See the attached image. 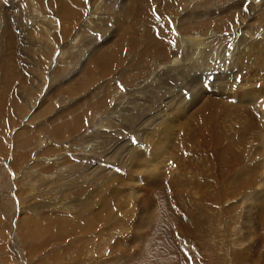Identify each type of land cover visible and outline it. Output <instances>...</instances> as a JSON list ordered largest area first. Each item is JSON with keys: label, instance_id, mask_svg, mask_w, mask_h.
<instances>
[{"label": "rangeland", "instance_id": "obj_1", "mask_svg": "<svg viewBox=\"0 0 264 264\" xmlns=\"http://www.w3.org/2000/svg\"><path fill=\"white\" fill-rule=\"evenodd\" d=\"M138 1L0 0V264H264V0Z\"/></svg>", "mask_w": 264, "mask_h": 264}, {"label": "bare ground", "instance_id": "obj_2", "mask_svg": "<svg viewBox=\"0 0 264 264\" xmlns=\"http://www.w3.org/2000/svg\"><path fill=\"white\" fill-rule=\"evenodd\" d=\"M123 1H124V0H123ZM143 1H144V0H139V1L137 2V4H140V2L143 3ZM130 3H131V1H130ZM133 6H134V5H132V7H129V8H128V6H127V7H120V8H117L116 11H115V12H116L115 15L118 16V14H119L120 12L124 11L125 13L129 14V16H130V15H132L133 13L136 12L135 9H132ZM5 7H7V6L5 5ZM5 7H4L5 10H4L3 8H0V18H3L4 20H6L7 17H6V14H3L2 12H7V11H8V10L6 11V9H8V8H5ZM131 9H132V12H131ZM3 10H4V11H3ZM139 10H140V9H139ZM7 14H8V13H7ZM173 14H174V13H173ZM124 15H125V14H124ZM121 16H123V15L121 14ZM127 16H128V15H127ZM127 16H126V17H127ZM186 16H187V15H186ZM123 19H124V18H123ZM168 19H169V18H168ZM0 20H1V19H0ZM88 22H89V21H88ZM5 32H7V28L5 29ZM127 34H128V33H127ZM127 34H126V35H127ZM7 38H9V34H4L2 40L5 41V40H7ZM125 39H126V42H130V41H128V40H130V38H128V39L125 38ZM187 39H188V38H187ZM190 39H191V40H197V39H199V36H197V37H190ZM191 40H190V41H191ZM126 42H124V43H126ZM124 43H123V44H124ZM174 44H175V42H174ZM170 45H171V44H170ZM13 47H14V46H13ZM145 47H146V46H145ZM163 47H164V46H163ZM163 47H162V49H157V52L159 51V53H161L162 50H164ZM146 48H147V47H146ZM151 48H154V47H153V46L148 47V49H147V50H144V51L149 52ZM173 48H174V47H173ZM143 49H144V47H143ZM11 51H12V50H11ZM11 53H12V52H11ZM145 53H146V52H145ZM161 54H162V53H161ZM162 55H163V54H162ZM1 56H3V55H1ZM147 56H148V55H147ZM150 58H151V57H150ZM14 59H15V58H14ZM138 62H139L140 65H141V63L144 64V63L146 62V60H143L142 58H140V59H138V60L136 61L137 64H138ZM0 68H1V67H0ZM3 70L5 71V69H3ZM127 72H128V70L123 69L122 72H120V75L122 76L123 74H126ZM120 75H119V76H120ZM5 76H6V75H5ZM122 77H123V76H122ZM129 77H130V76H129ZM9 83H10V82L5 81V85L8 86ZM7 86L4 87V88H7ZM11 86H12V85H11ZM4 88H3V89H4ZM3 92H4V91H3ZM3 94H4V93H3ZM6 94L8 95V93H6ZM9 99H10V98H9ZM1 100L4 101L5 98L2 97ZM7 101H8V100H7ZM244 106H245V105H244ZM28 109H29V108H28ZM2 114H3V113H2ZM5 115H6V114H5ZM199 115H200V114H199ZM1 117H3V116L0 114V118H1ZM12 118H13V117H12ZM2 119H3V118H2ZM5 120H6V119H5ZM3 122H4V121H0V124H2V125H0V127L3 126V124H4ZM6 122H7V120H6ZM6 122H5V123H6ZM93 128H95V127L93 126L90 130L92 131ZM88 130H89V129H88ZM55 135H61V131H60V130H57V131L55 132ZM51 139H53V138H51ZM1 143H2V142H1ZM47 144H48V141L46 142V145H47ZM4 145H5V143H4ZM41 145L43 146V144H41ZM41 145H40V146H41ZM46 145H45V146H46ZM0 146H1V144H0ZM28 146H30V145L26 144V148H27ZM47 146H48V145H47ZM37 147H38V146H37ZM63 147H64V146H63ZM39 148H40V147H39ZM50 148H51V147H50ZM61 149H62V148H61ZM61 149H59V150H61ZM68 149H69V148L67 147V150H68ZM70 150H71V148H70ZM37 151H38V150H37ZM48 151H49V150H44L43 152H44V153H48ZM65 151H66V148L64 147V148L62 149L61 153L58 151L60 154H58V155H56L57 153H56V154L54 153V154H55V156H62V157H64L63 155H64V153H66ZM68 151H69V150H68ZM68 151H67V152H68ZM71 151H72V150H71ZM74 151H76V150H74ZM41 152H42V150H41ZM72 152H73V151H72ZM2 153H3V152H2ZM49 153H50V152H49ZM73 153H74V152H73ZM73 153H72V154H73ZM68 154H69V153H68ZM74 154H75V153H74ZM80 154H81V153H80ZM3 155H4V154H3ZM70 155H71V154H70ZM21 156H22V159H20V161L23 160V157H26V156H24V155H21ZM67 156H68V155H67ZM73 157H74V156H73ZM73 157H71V158H73ZM75 157H76V156H75ZM75 157H74V158H75ZM69 158H70V156H69ZM77 159H78V161H79V160L81 161V157H80V156H78ZM27 160H29L28 157H26V161H27ZM80 161H79V162H80ZM93 162H94L93 159L90 160V163H93ZM24 163H26V162H24ZM66 163H67V165H66V171L68 170V173H69V172H70V173H73V169H72L71 166H70V163H71V162H70V160H67V157H66ZM80 163H81V162H80ZM90 163H89V164H90ZM84 164H85V163H84ZM84 164L81 163L82 167L79 166L77 169H80V170L82 171V170L85 168ZM86 164H87V163H86ZM86 164H85V165H86ZM87 165H88V164H87ZM86 168L89 169V167H86ZM33 169H34V165H32L31 167L27 166V168L24 170V171H26V173H25L24 175L29 174V172H30L31 170H33ZM16 172H19V170H17ZM21 172H22V171H21ZM19 174H20V173H18V175H19ZM20 177H21V176H20ZM105 201H106V200H105ZM103 203H105V202H103ZM105 204H106V203H105ZM85 208H86V206H84L83 208L81 207V210H85ZM82 214H83V213H82ZM262 216H263V215H262ZM263 221H264V219H263ZM263 221L261 222L262 225L264 224ZM261 227H263V226H261ZM262 229H263V228H262ZM263 230H264V229H263ZM263 230H262V232H264ZM87 232H88V228H87V225H86V226L84 227V233L87 234ZM263 242H264V241H263ZM96 254H97V253H96ZM157 254H160L161 257L159 258V260L157 261L156 264H166V263H167V260H168V259H166V256H167V255H166V254H163V253H157ZM157 254H156V255H157ZM180 258H181V257H180ZM180 258H179V256L175 258V264H181V262L179 261ZM183 260H184V259H183ZM154 263H155V262H154ZM149 264H150V263H149Z\"/></svg>", "mask_w": 264, "mask_h": 264}]
</instances>
